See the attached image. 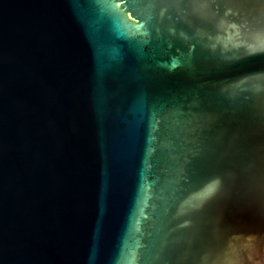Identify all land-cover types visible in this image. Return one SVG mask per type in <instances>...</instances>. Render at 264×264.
Segmentation results:
<instances>
[{
  "label": "water",
  "instance_id": "1",
  "mask_svg": "<svg viewBox=\"0 0 264 264\" xmlns=\"http://www.w3.org/2000/svg\"><path fill=\"white\" fill-rule=\"evenodd\" d=\"M262 46L264 0H0V264H264Z\"/></svg>",
  "mask_w": 264,
  "mask_h": 264
},
{
  "label": "snow or ice",
  "instance_id": "2",
  "mask_svg": "<svg viewBox=\"0 0 264 264\" xmlns=\"http://www.w3.org/2000/svg\"><path fill=\"white\" fill-rule=\"evenodd\" d=\"M259 50H264V46H262L261 49H259ZM211 190H214V189H211ZM211 190H210V191H211Z\"/></svg>",
  "mask_w": 264,
  "mask_h": 264
}]
</instances>
